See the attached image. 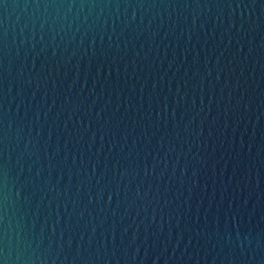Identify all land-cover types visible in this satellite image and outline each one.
Returning <instances> with one entry per match:
<instances>
[{"label":"water","instance_id":"water-1","mask_svg":"<svg viewBox=\"0 0 264 264\" xmlns=\"http://www.w3.org/2000/svg\"><path fill=\"white\" fill-rule=\"evenodd\" d=\"M0 264H264V0H0Z\"/></svg>","mask_w":264,"mask_h":264}]
</instances>
